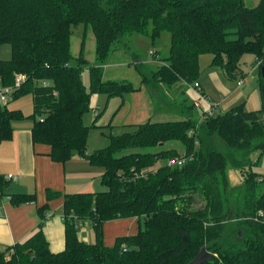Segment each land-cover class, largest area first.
I'll use <instances>...</instances> for the list:
<instances>
[{"label": "trees", "instance_id": "trees-1", "mask_svg": "<svg viewBox=\"0 0 264 264\" xmlns=\"http://www.w3.org/2000/svg\"><path fill=\"white\" fill-rule=\"evenodd\" d=\"M81 23L95 34V65L84 57L85 40L72 63V26ZM165 32L170 50L163 64L150 73L141 71V85L153 91L179 81L198 82L200 57L206 54L231 78L246 52L256 54L260 69L264 65V0L256 6L246 0H0V46L7 43L12 49L10 59H0V84L12 86L16 74L26 75L8 103L30 94L33 143L50 145L56 162L79 155L103 167L106 187L95 193L48 188L49 201L64 198V250L52 251L44 233L46 203L37 207V231L0 250V264H192L203 246L213 258L202 264H264V177L250 158L253 151L264 153V121L258 111L238 105L207 118L149 120L134 131L111 135L106 147L88 151L90 130L100 117L97 113L91 125L83 119L93 94L110 99L141 87L104 79L103 62L117 48L131 52L129 35L155 42ZM259 89L264 112L261 71ZM172 99L183 113L193 108L185 98ZM7 104L0 103V141L12 139L13 121L25 117ZM170 142L181 146L168 147ZM175 157L187 160L170 165ZM228 164L241 174L237 185L229 183ZM147 167L155 169L138 177L136 171ZM10 182L0 173V200L9 197L13 206L37 201L35 193L7 192ZM128 217L138 218L137 233L107 245L104 224ZM89 219L93 242L78 234L77 222Z\"/></svg>", "mask_w": 264, "mask_h": 264}, {"label": "crops", "instance_id": "crops-1", "mask_svg": "<svg viewBox=\"0 0 264 264\" xmlns=\"http://www.w3.org/2000/svg\"><path fill=\"white\" fill-rule=\"evenodd\" d=\"M248 1L246 0V3ZM251 6L254 5L251 4ZM119 51L125 53L124 49L117 48L111 54V60L107 61L109 56L106 62L103 63L104 79L127 81L126 73L131 68L128 66L127 61H124V56H120ZM149 54L153 56L154 60H158L156 58L159 57L160 51L150 49ZM94 62L90 64L97 63L96 56ZM213 67L215 69L220 68L217 66ZM215 69L212 68L209 71V76L214 80L212 90H210L209 86L203 80L204 88L202 82L198 79L202 88V93L199 92L200 98L207 99L209 97L211 109L221 107L225 111L233 107V102L243 95L241 87L245 83L238 85L237 82L238 88H235L236 90L232 92L227 87L226 82H223V76L215 71ZM181 84L184 85L186 83L179 81L172 88L174 91L179 90L180 92V94H176L177 100L182 98L189 100L186 95V90L184 91ZM137 86H141L139 91L125 94L123 97L116 96L108 99L106 94H93L90 111L93 112V118L96 117L97 113L100 114L97 128H111L114 130L115 127H119L128 130L136 128L140 123L152 120L160 111L162 114L169 115L171 111L178 113L182 109L183 113L184 108L180 106L181 104L176 105L174 101L165 100L161 96L163 94L162 88L153 91L141 85V82ZM182 91L184 92L182 93ZM213 95H219L220 100L214 98ZM182 101L183 99L180 100V102ZM173 102L175 105H173ZM196 113L197 119H201L205 111H203L201 117L198 112ZM116 118L118 119L115 121ZM88 120H91V118ZM31 129L32 126L15 130L11 140L4 141L0 144V173L4 175L20 174L18 180L10 182L6 191L9 193H35L37 195V201L35 203H27L19 206H13L9 197L0 200V250H5L17 242L25 241L33 235L37 231L39 223L37 207L47 203L50 209L43 229L50 242L52 251L59 252L65 248V225L63 222L64 198L59 197L49 201L46 195L47 189L50 188L63 193H70L67 191L69 188L75 189L73 192H93L86 190V188L89 185L91 186L93 180L98 179V177L101 178L104 170L90 164L86 158L79 155L74 156L66 163L52 160L50 157L51 146L43 143H33ZM90 141L92 142L91 136H89V144ZM103 186L101 183V188L99 189L103 190ZM79 237L85 241L93 242L91 241V237L85 239L80 231Z\"/></svg>", "mask_w": 264, "mask_h": 264}, {"label": "rangeland", "instance_id": "rangeland-1", "mask_svg": "<svg viewBox=\"0 0 264 264\" xmlns=\"http://www.w3.org/2000/svg\"><path fill=\"white\" fill-rule=\"evenodd\" d=\"M260 0H249L247 2L248 6L256 5V3H259ZM258 5V4H257ZM72 63L76 64L77 59L80 56L81 53V47L82 43L85 40V51H84V57L89 61L90 63H95L94 59L96 56V39L95 34L92 31L91 26L87 27L84 23H81L77 26H72ZM127 42L129 43L131 47L130 53H124L122 51H119L120 56L125 58L124 61L128 63V66L131 68L128 69L126 75H127V81L133 82L136 85H139L142 80V73L141 71L145 73H150L151 71H154L158 69L159 66L163 64L162 59H164L168 54L170 50V34L165 32L160 39H157L155 42L152 41V39L149 36L141 35V34H133L126 37ZM150 49H156L160 51V55L158 60H154L153 56L149 54ZM114 51L109 54V59L106 60L110 61L111 57ZM133 53H136L138 55V58L140 60V63L135 62V57L133 56ZM12 56V49L10 44H3L0 46V59H10ZM127 59V60H126ZM212 55L206 54L204 56H201L200 59V74L199 79L202 82V86L205 88V85L203 83V80L205 83L209 86L210 90L214 87V80L209 76V71L212 70V68L215 69V67L212 66ZM106 60L104 62H106ZM103 62V63H104ZM95 65V64H93ZM128 68V67H127ZM215 71L219 72L223 76V82H226L227 87L233 92L235 91L238 86L237 82L241 80L244 76L246 80L244 81L245 85H243L242 91L243 95L239 98H237L233 103V106L238 105H244L245 110L252 111L256 110L261 114V118L264 121V112L262 110L263 104H262V97L261 92L259 89V79H260V66L259 61L254 53L246 52L244 53L238 62V71L235 73V75L231 78L228 77L220 68H216ZM225 74V75H224ZM82 80L83 82L88 86L89 85V73L87 69H84L82 73ZM238 80V81H237ZM184 82V81H181ZM243 83V84H244ZM178 86V85H176ZM184 91L186 90V95L189 98L186 102L187 104L193 105V108L189 111H185V113H182V109L180 112L176 113L175 111H171L170 114H162L160 111L154 118H152V121H167V120H178V119H185L189 115L193 117L194 119L197 118V113L200 114V117L203 114V111L207 112L209 110H213L215 114L223 113V109L216 107L215 109H211V102L209 101L210 98L207 99L200 98V93L195 89L194 83L193 84H181ZM236 88V89H235ZM163 90V96L165 100L173 101V97L177 96L176 94H180L179 90L174 91L172 88L165 87ZM217 92V90H216ZM183 93V91H182ZM159 97V95H158ZM214 98L220 100L219 95H213ZM160 99V98H159ZM183 99V98H182ZM192 103H191V102ZM196 102H199L201 106L194 105ZM8 108L11 110H20L24 114L23 119L14 120L12 125L15 130H18L20 128H28L33 126V120L30 118V115L33 113L34 110V104L33 99L30 94H26L24 96H21L17 99H11L9 103L7 104ZM173 105H175L173 103ZM232 108V107H231ZM230 108V109H231ZM195 112H194V111ZM194 112V113H193ZM193 114V115H192ZM84 121L87 125H91L93 123V112L89 111L85 113ZM91 118V120H88ZM118 118L115 119V121ZM136 128L124 130L121 128L115 127L114 130L111 128H97V126L92 127L90 130L89 136H91L90 144L88 143V151L90 153L106 147L110 143V136L111 135H119L124 132L134 131ZM0 141V144L4 141ZM89 142V141H88ZM8 144V143H4ZM173 144H177L178 146H181L179 143H167V146L170 147ZM223 145V143H222ZM145 150V149H144ZM130 151V149H127L125 152ZM143 151V150H142ZM76 156V155H74ZM73 156V157H74ZM72 157V158H73ZM251 160L254 162L253 168L256 172H258L261 177H264V153L261 154L259 151H253L250 155ZM163 162V161H162ZM161 161L158 162L162 163ZM95 166V165H94ZM101 168V170L105 169L101 166H98ZM103 172V174H104ZM102 174V175H103ZM101 175V177H102ZM227 175L229 179L230 185H237L241 182V174L238 170L234 169L231 164H228L227 166ZM84 181V179H83ZM102 178L98 177V179L93 180L91 186L89 185L86 190L99 192L102 191L99 188H101ZM106 189L105 186H103V190ZM75 189L69 188L67 190L68 192L72 193ZM75 193V192H73ZM64 222V221H63ZM78 226V234H83L85 239L88 237H91V241L95 240V232L93 229V223L89 220H79L77 222ZM139 230V221L137 217H128V218H119L114 220H109L104 224V239L106 244L111 243L108 245H114L116 242V238L118 236L123 235H130L135 234ZM87 241V240H86ZM89 242V241H87Z\"/></svg>", "mask_w": 264, "mask_h": 264}, {"label": "built area", "instance_id": "built-area-1", "mask_svg": "<svg viewBox=\"0 0 264 264\" xmlns=\"http://www.w3.org/2000/svg\"><path fill=\"white\" fill-rule=\"evenodd\" d=\"M151 53H153V52H151ZM25 80H26V75L23 73H18V74H16L15 82L12 86H5V87L0 86V103L3 105L7 104L9 96L14 92L15 89L20 88ZM245 80H246V78L243 77L241 80L238 81V85H241L242 83H244ZM194 87H195V89H197L198 92L202 91V88H201L199 81L194 83ZM195 105L200 106L199 102H196ZM214 115H215V113L213 112V110H209L203 114L202 118H204V117L207 118L209 116H214ZM192 133H193V131L191 130L190 134H192ZM186 160H187V158H185V157H175V158H172L169 160V164L170 165H175V164L181 165ZM152 169H155V168H148V167L143 168L140 171H136L137 172L136 174L138 177H146ZM5 177L7 180L14 181V180H18L20 178V174H15V175L14 174H7V175H5Z\"/></svg>", "mask_w": 264, "mask_h": 264}, {"label": "water", "instance_id": "water-1", "mask_svg": "<svg viewBox=\"0 0 264 264\" xmlns=\"http://www.w3.org/2000/svg\"><path fill=\"white\" fill-rule=\"evenodd\" d=\"M261 73L264 79V65L261 66ZM212 258H213V254L206 249V246H203L200 249L197 256L192 260L191 263L192 264H202L208 260H212Z\"/></svg>", "mask_w": 264, "mask_h": 264}]
</instances>
